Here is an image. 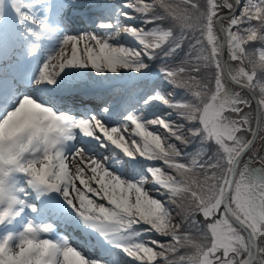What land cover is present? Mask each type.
<instances>
[{
	"label": "snow or ice",
	"instance_id": "1",
	"mask_svg": "<svg viewBox=\"0 0 264 264\" xmlns=\"http://www.w3.org/2000/svg\"><path fill=\"white\" fill-rule=\"evenodd\" d=\"M238 5L0 0V264H264V0Z\"/></svg>",
	"mask_w": 264,
	"mask_h": 264
},
{
	"label": "trees",
	"instance_id": "2",
	"mask_svg": "<svg viewBox=\"0 0 264 264\" xmlns=\"http://www.w3.org/2000/svg\"><path fill=\"white\" fill-rule=\"evenodd\" d=\"M117 2H119V0H117ZM148 2H150V0H148ZM247 2V0H241V5H239L238 9H237V14H238V11H239V8L242 6L243 3ZM131 12V10H129ZM135 24L139 25V26H142L141 24V21L137 20L134 22ZM129 42L133 43V41H130ZM132 44V45H133ZM251 48L252 50H254L255 52V55H256V58L258 59L259 58V53H260V46L258 43H254L251 45ZM155 67L158 68L159 67V61H157L155 63ZM155 83V87H157L159 90H161L162 92H165L166 94H169V93H173L174 89H173V86L171 84H169L162 75H160L158 78H156V80L154 81ZM175 95L177 97H179L180 95H182V90L180 89H175ZM165 111H170L164 107H161L160 108V112L159 114H163ZM173 119H176L175 117V114H173ZM194 148L193 146H190L187 151L191 152L193 151ZM152 166H156V167H164L166 169V166L163 165V163L161 161H155V162H149ZM167 170V169H166ZM152 195L156 196V198L158 199H161L162 201H167L168 200V197L166 195H163L161 192H156L155 189L152 191L151 193ZM145 238L146 239H157L161 242H166V239L167 238H164V237H161L159 236L158 234L156 233H147L145 234ZM125 259H129L127 257H125Z\"/></svg>",
	"mask_w": 264,
	"mask_h": 264
},
{
	"label": "rangeland",
	"instance_id": "3",
	"mask_svg": "<svg viewBox=\"0 0 264 264\" xmlns=\"http://www.w3.org/2000/svg\"><path fill=\"white\" fill-rule=\"evenodd\" d=\"M225 12H226V10H225ZM94 15H96V16H99L100 15V13H99V11L98 10H96L95 12H94ZM85 26H76V27H79L81 30H87V31H93V30H95V25H92V24H84ZM124 42H126V43H128V44H130V45H132L133 43H131V42H129V41H124ZM225 59H227V50L225 49ZM237 90H239V89H237ZM67 103H68V105L70 106V107H75V108H82L84 105H88L89 107H94V104H95V102H93V101H90V100H83L82 98H80L79 96H76V98L75 99H73L71 96L68 98V100H67ZM253 110H255V106H254V104H253V102H252V104H251V109H249V111L250 112H252ZM106 155H107V153H105ZM254 164H259V159L258 158H256L255 160H254ZM155 166V165H154ZM147 187L148 188H150V189H152V191L157 187V186H155V185H147ZM152 193V192H151ZM24 215H25V217H24V219H26L27 218V215H28V213L26 212V213H24ZM49 222H52V221H49ZM56 223V230H58L59 229V226L61 225L59 222H55ZM22 227H18V228H16V230H20ZM15 229V228H14ZM68 230H70V232L72 233V235L74 236V237H76V236H80V235H82L81 233H79V232H77V233H73V231H72V229H69V228H67ZM71 233H70V235H71ZM63 235H65V234H63ZM67 236V235H66ZM85 251H87V249H85Z\"/></svg>",
	"mask_w": 264,
	"mask_h": 264
},
{
	"label": "bare ground",
	"instance_id": "4",
	"mask_svg": "<svg viewBox=\"0 0 264 264\" xmlns=\"http://www.w3.org/2000/svg\"><path fill=\"white\" fill-rule=\"evenodd\" d=\"M76 26H85V25L84 24H77ZM20 225L21 224H19L18 226H20ZM3 232H4V229H0V234H3ZM70 233H71L70 230H68L63 224H61L59 226V229L58 230H56V228H55V231H54L53 235L59 236V235L65 234V235L69 236L71 240H73L74 242H76L77 239L76 238H73L72 233H71V235H70ZM94 254L95 253H93V255Z\"/></svg>",
	"mask_w": 264,
	"mask_h": 264
},
{
	"label": "water",
	"instance_id": "5",
	"mask_svg": "<svg viewBox=\"0 0 264 264\" xmlns=\"http://www.w3.org/2000/svg\"><path fill=\"white\" fill-rule=\"evenodd\" d=\"M238 7H239V5L237 6V9H238ZM222 15L224 14V13H221ZM252 102H253V104H254V106H255V109L257 108V102H256V99L255 98H253L252 99Z\"/></svg>",
	"mask_w": 264,
	"mask_h": 264
},
{
	"label": "clouds",
	"instance_id": "6",
	"mask_svg": "<svg viewBox=\"0 0 264 264\" xmlns=\"http://www.w3.org/2000/svg\"><path fill=\"white\" fill-rule=\"evenodd\" d=\"M16 250H17L16 248L13 249V251H16Z\"/></svg>",
	"mask_w": 264,
	"mask_h": 264
}]
</instances>
